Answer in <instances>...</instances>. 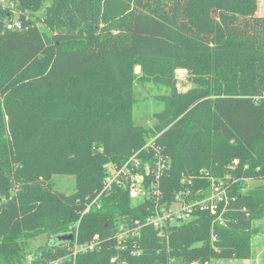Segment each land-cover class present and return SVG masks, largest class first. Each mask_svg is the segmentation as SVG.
<instances>
[{
	"label": "trees",
	"instance_id": "16d2710c",
	"mask_svg": "<svg viewBox=\"0 0 264 264\" xmlns=\"http://www.w3.org/2000/svg\"><path fill=\"white\" fill-rule=\"evenodd\" d=\"M7 2L13 9L0 2V264H23L28 239L64 232L76 234L78 243L94 234L103 239L74 264H110L117 253L125 264L249 258L252 221L264 218L258 0ZM17 12L21 28L7 29ZM135 64L138 82L171 86L157 131L133 118ZM176 66L202 77L177 92ZM152 136L168 159L159 183L164 200L182 188V173L203 170L228 183L229 208L222 224L209 211H195L163 229L143 226L119 250L110 237L117 223L143 219L151 201L134 203L119 181L101 195L100 208L81 215L85 198L103 188L105 164L122 165ZM227 173L232 177L223 178ZM55 175L74 176L73 192L55 191ZM253 178L263 182L246 189ZM73 243H49L42 252L47 259L36 261L63 257ZM133 243L140 254L130 253Z\"/></svg>",
	"mask_w": 264,
	"mask_h": 264
},
{
	"label": "built area",
	"instance_id": "2783aa9c",
	"mask_svg": "<svg viewBox=\"0 0 264 264\" xmlns=\"http://www.w3.org/2000/svg\"><path fill=\"white\" fill-rule=\"evenodd\" d=\"M0 2L2 4L6 2V6L9 7L13 6L7 0H0ZM5 27L7 29H20L21 24L15 17L5 22ZM155 138L156 136L150 137L122 165L105 164L104 168L107 170V175L103 188L94 197L87 196L85 198V207L81 215L91 207L100 208L99 199L101 195L110 188L114 181H119L128 190L130 198L140 199V201L148 198L151 201V208L143 219L137 218L129 223L125 221L117 223L110 237L114 239L116 248L119 250H126L129 239L137 238L139 230L143 226L163 229L190 220L195 211H209L215 215L214 221L222 224L224 223L223 214L229 208L228 183L224 179L215 178L203 170L199 171L200 176L182 173L180 175L182 188L174 193L171 201L164 200L159 183L168 167V159L161 152V147L156 145ZM212 240H215V235H212ZM73 241L70 252L61 257V260L72 259V264H74V258L78 254L98 250L103 239L99 234H94L89 241L78 243L75 234ZM140 252L141 250L133 243L130 253L138 255ZM28 264H31V260H28ZM110 264H125V260L117 253L110 258ZM190 264L198 263L192 262Z\"/></svg>",
	"mask_w": 264,
	"mask_h": 264
},
{
	"label": "rangeland",
	"instance_id": "374dc122",
	"mask_svg": "<svg viewBox=\"0 0 264 264\" xmlns=\"http://www.w3.org/2000/svg\"><path fill=\"white\" fill-rule=\"evenodd\" d=\"M6 5V2L3 4ZM13 9V6L10 7ZM257 13L264 15V0H258ZM17 13L13 14L12 18L17 17ZM133 73L137 77L134 83V107L133 118L136 124L144 129L159 130L161 127L162 117L158 116L166 107V96L170 94L171 86L156 82L154 80L139 81L141 76L140 66L135 64L132 68ZM202 77L198 72H190L188 68L183 66H176L173 70V86L177 92L186 91L190 87H194L197 83L196 79ZM231 169L236 167L237 160H233ZM231 174L227 173L223 178L227 179ZM263 182L261 178L246 179V189L256 186ZM75 178L72 175H55L52 177L53 189L57 192L69 194L73 192ZM134 203L140 202V199L134 200ZM252 226L254 234L251 237V256L247 259H212L206 264H264V218L253 220ZM50 234H41L34 236L27 240L25 256L22 260L23 264H57L61 260V256L47 261H36L37 257L40 260L43 257L44 249L50 243ZM45 256V255H44ZM47 259V258H44ZM173 264H180L179 261L174 260Z\"/></svg>",
	"mask_w": 264,
	"mask_h": 264
},
{
	"label": "water",
	"instance_id": "95a60500",
	"mask_svg": "<svg viewBox=\"0 0 264 264\" xmlns=\"http://www.w3.org/2000/svg\"><path fill=\"white\" fill-rule=\"evenodd\" d=\"M74 239L73 232H64L51 236L50 243H62L67 241H72Z\"/></svg>",
	"mask_w": 264,
	"mask_h": 264
}]
</instances>
